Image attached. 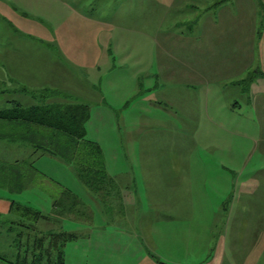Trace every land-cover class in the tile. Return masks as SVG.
Returning a JSON list of instances; mask_svg holds the SVG:
<instances>
[{"label":"crops","instance_id":"0c3cea01","mask_svg":"<svg viewBox=\"0 0 264 264\" xmlns=\"http://www.w3.org/2000/svg\"><path fill=\"white\" fill-rule=\"evenodd\" d=\"M96 2L73 0L68 10L82 20L86 30L94 26L96 40L86 45L91 49L94 44L98 47L94 57L97 59L96 86L85 78L84 86L92 96L79 94L78 102L88 105L90 110L95 106L100 124L109 128L107 134L101 130L98 139L89 140V122L86 125V139L100 147L106 175L104 187L94 193L96 198L90 195L98 199L99 204H112L120 196L122 206L126 207L138 201L148 206L158 205L159 214L167 221L181 218L182 222H200L204 215L202 210L208 205L210 177L222 179L227 174L244 173L243 163L232 166V156H240L232 148V137H247L241 132L245 122L240 114L242 104L255 103L257 112H264V104L259 100L263 92L259 88L242 89L249 72L254 71L252 78H264V0H111L110 7L104 1ZM136 30L142 32L149 49L153 44L157 49L154 64L146 53L138 55L130 39L122 40L121 34H117ZM78 42L84 46L86 41L78 40L74 44L71 41L73 45ZM93 55L94 51L87 57ZM56 60L60 69L66 70L64 60ZM51 74L54 73L50 71ZM55 76L60 80L59 74ZM50 80L51 83L42 88L63 95L55 87L61 81L57 83L54 76ZM254 92L259 93L253 96ZM58 101L63 102L61 98ZM137 104L138 116L128 119L127 115L121 122L116 119L117 112L134 110ZM154 110L162 111L159 118L153 117ZM115 123L125 128L124 139L116 135ZM153 127L166 128L168 142L157 145L152 136ZM201 128L206 134L203 131L201 134ZM185 136L191 139L186 144L187 150L181 149ZM200 136H207L211 142L209 149L201 146ZM166 147L173 149L156 150ZM46 157L53 158L34 150L30 144L0 140V166L17 167L21 174L27 175L19 191L16 190L18 185L13 184V176L0 180V222L8 219L11 202L40 212L35 204L47 203L50 207L47 215L52 217L58 214L57 200L61 197H67L69 202L77 201L75 205L80 207L87 206L81 189L89 193V187L78 178L79 186L76 183L71 186L67 178H50L46 170L37 166L43 159H49ZM58 170L60 175L76 174L74 167L59 166L55 172ZM210 182L215 189V180ZM240 185L242 192L248 194L249 185L244 181ZM250 187L254 191L259 186ZM76 190L80 191L79 195ZM29 191H32V199L28 198ZM116 192L121 193L115 197ZM242 192L239 197L236 194L233 197L231 191L232 208L237 200L243 201ZM132 216L111 215L110 222L137 223ZM97 219L103 221V217ZM81 228L80 245L76 241L65 247L66 264H71L73 257L79 264L105 263L100 228ZM144 233L141 220L138 232L122 231L113 235L136 239L140 250L136 255L140 256L138 259L148 256L141 264H152L156 258L147 251ZM9 235L8 231L0 229V256L12 250ZM112 259L110 264L125 263L117 257Z\"/></svg>","mask_w":264,"mask_h":264},{"label":"rangeland","instance_id":"374dc122","mask_svg":"<svg viewBox=\"0 0 264 264\" xmlns=\"http://www.w3.org/2000/svg\"><path fill=\"white\" fill-rule=\"evenodd\" d=\"M72 1L0 0V110L11 107V101L18 102L22 106L43 105L47 99L41 96L47 97L50 94L45 92L47 89L42 87H46L51 83L50 77L52 76H54L57 83L61 81L60 85L55 86L63 93V95L59 94L61 101L67 97L78 101L79 94H92L87 91L84 85L86 84V78L96 86L95 80L98 78H95L96 72L94 71L97 69L95 67L97 59H94V57L98 47L94 44L91 49L86 45L88 42L92 45V42L96 40L95 30L94 26H91L88 29L89 31L86 30L82 20L68 11ZM96 1L93 0V3ZM101 1L107 3V6H111L109 5L111 0H99L96 3ZM71 6L76 7V5ZM118 33L121 34L122 40L127 41V39H130L133 42L138 55L145 56L146 53V57H152L154 64L157 49L154 44L152 48H148V41L144 40L146 38L143 37L141 31L136 30L128 34L123 31ZM153 34H155V31H153ZM78 40L86 41L85 45H79V42L77 45H73ZM100 43L101 41H99ZM93 51V57L89 56L88 58L87 54L90 55ZM57 58H60L61 61L62 59L64 60L62 62H65L63 65L66 70L60 69ZM50 71L54 74L50 75ZM253 72L251 71L247 74L242 89L245 88L248 91L250 88H259L263 92L259 100H261V104H264V85H262L264 78L262 80L261 77L252 78ZM58 74L60 80L55 76ZM84 74L87 77H84ZM256 93L259 92H254L253 96ZM48 100L58 101V99L54 98ZM250 104L243 103L242 111L240 112L243 120H245L244 125L241 127V132L247 135L246 139L232 137V148L240 155L232 156V166H240L243 163L244 173L237 176L227 174L222 179L219 176L210 177V181L211 179L215 180L216 188L214 189L209 181V186L207 187L208 205L202 210L204 215L200 222L198 220L191 223L182 222L180 221L181 218L180 220L167 221L165 217L159 214L158 205L148 206L138 201L134 206L126 207L122 206L120 196L112 204L107 201V203H104L105 205L99 204L98 199L97 202L90 195L93 194L95 197L94 193L101 187V185H98L89 187V193L84 191V188L81 189L82 200L87 204L85 207L75 205L77 201H67V197L59 198L57 200V205L59 206L57 210L59 211L55 215L56 217L50 216V218L52 217L50 223L36 225L37 230L40 233L64 231L76 234L79 237L77 244L80 245V235L83 233L81 227L87 226V229L97 227L103 233V246L106 247L103 249L105 263L110 264L111 260H113L112 258L115 259L117 257L120 262L125 261L124 264H141L145 260L144 258H148V256L138 259L140 256L136 255L139 254L140 250L136 244V239L128 236L122 238V235L117 238L113 234L122 231L138 232L142 220V227L145 230L143 241L146 243L147 251L156 258L155 261H152V264H157L158 262L161 264H218V261L221 264H264V112H257L255 103L251 104L252 106ZM136 106L138 104L135 105L134 110L132 108L128 111L126 109L120 110L117 112L118 116L116 119L121 122L123 118H127V115L128 119L131 117L135 118L138 116ZM97 114L96 107L92 106L88 124L87 138L89 140L98 139L101 130L105 134L109 132L108 127L100 124ZM161 114L162 111L154 110L153 117L159 118ZM119 125L117 127L115 123L116 135L124 139L125 135L122 132L125 128L120 123ZM168 129L170 130L171 128ZM234 129L236 130L237 128ZM185 130L191 131V128H186ZM164 131H166V128H152V136L155 137L154 140H156L157 145L168 142V137ZM202 131L205 133L204 128H201V134ZM211 134H213V131ZM190 140V136H185L181 149L187 150L186 144ZM200 144L208 149L211 147V142L207 136L205 138L201 137ZM108 148L110 151L111 147L109 146ZM162 149L172 150L173 148L166 147L156 150L159 152ZM46 158L49 159H43L37 165L39 169L46 170L47 172H45L50 178H67L71 186L75 183L79 186L76 174L60 175V170L55 172L59 166L67 168L73 167L72 165L63 163L55 158ZM122 161L126 162V159L123 158ZM243 181L249 185L248 194L241 190L240 184ZM251 185H258L259 187L252 191ZM76 191L78 192V190ZM231 191L233 197L235 194L239 197L240 192L243 193L244 197L243 201L237 200L234 208L230 204L229 196ZM29 192L28 198H31L32 191ZM79 193L80 191L77 195ZM120 193L116 192L113 194L116 197ZM219 197H222V199L217 200L216 198ZM40 200H43V197ZM35 205L45 215L50 212V207L47 203L43 205L40 201L39 204ZM224 205L226 212L223 208ZM30 208L35 209L33 207ZM214 213L216 214L213 215ZM118 214L120 216L124 214L134 215L132 217L136 218L137 223L120 222L114 224V222H110V216ZM7 217L6 221L0 222L3 227V229L0 227L1 230L9 231L8 225L3 224L8 221L16 222L18 220L9 215ZM97 217H103V221L101 222ZM117 226L119 229H117ZM38 232L35 231L34 234ZM24 233L26 235L28 231L26 230ZM29 235L31 237L35 236L32 232ZM176 235L179 237H176ZM11 236L12 234L9 235V237ZM111 243L114 246H111ZM12 253V250L9 253L7 251L3 256L14 261L15 259L11 258ZM118 253H120V256ZM113 262L115 263V261ZM0 264L4 263L0 261ZM68 264L70 263L68 262ZM71 264H79V262L73 257Z\"/></svg>","mask_w":264,"mask_h":264},{"label":"trees","instance_id":"16d2710c","mask_svg":"<svg viewBox=\"0 0 264 264\" xmlns=\"http://www.w3.org/2000/svg\"><path fill=\"white\" fill-rule=\"evenodd\" d=\"M45 92L50 96H41L47 99L43 105L22 106L11 101V107L0 110V140L30 144L34 150L72 165L77 178L88 187L101 185L97 190L101 189L106 180L102 151L97 144L86 139L90 107L70 97L63 102H52L48 99H60L59 93ZM8 167L12 166H0V180L4 176H13V184L18 185L16 190L19 191L27 175L21 174L17 167ZM7 215L18 219L3 224L8 225V233L12 234L9 238L13 252L11 258L15 260L0 256L2 262L65 264V246L77 241L78 235L64 231L40 233L36 225L50 223L52 217L16 202H11ZM26 230L28 233L25 235ZM35 231L39 232L34 234ZM30 232L35 236L31 237Z\"/></svg>","mask_w":264,"mask_h":264}]
</instances>
